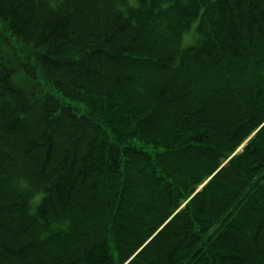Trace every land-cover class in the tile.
<instances>
[{"label": "trees", "instance_id": "16d2710c", "mask_svg": "<svg viewBox=\"0 0 264 264\" xmlns=\"http://www.w3.org/2000/svg\"><path fill=\"white\" fill-rule=\"evenodd\" d=\"M0 264H264V0H0Z\"/></svg>", "mask_w": 264, "mask_h": 264}, {"label": "rangeland", "instance_id": "374dc122", "mask_svg": "<svg viewBox=\"0 0 264 264\" xmlns=\"http://www.w3.org/2000/svg\"><path fill=\"white\" fill-rule=\"evenodd\" d=\"M239 151V149L237 150V152Z\"/></svg>", "mask_w": 264, "mask_h": 264}]
</instances>
